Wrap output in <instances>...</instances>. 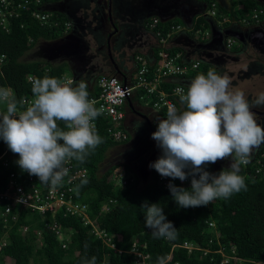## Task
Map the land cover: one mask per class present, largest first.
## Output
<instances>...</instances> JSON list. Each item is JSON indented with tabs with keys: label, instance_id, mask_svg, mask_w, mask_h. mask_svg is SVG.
I'll use <instances>...</instances> for the list:
<instances>
[{
	"label": "trees",
	"instance_id": "16d2710c",
	"mask_svg": "<svg viewBox=\"0 0 264 264\" xmlns=\"http://www.w3.org/2000/svg\"><path fill=\"white\" fill-rule=\"evenodd\" d=\"M205 1L208 9H213L212 4L215 1ZM243 1L246 0L231 2L229 12L219 8L218 16L239 23L243 19L254 24L252 16L257 6H252L250 1ZM46 2L48 0H45ZM215 5L217 8L218 5ZM263 9L261 6L257 10ZM33 10L34 6L30 7V11L21 13L18 19H13L8 33L0 30V54H4L7 61L0 70V87L12 89L17 101L23 97L34 98L28 77H55L62 82L66 74L64 63L22 60L40 40L60 39L63 36V24L68 21L64 14L55 13L54 18L60 23L59 28L41 26L32 18ZM259 19L262 20V15ZM174 23L169 21L158 24L155 31H160L165 37L170 28L177 25ZM208 27L209 22L199 17L191 33L199 30L203 33ZM232 51L237 52V49ZM169 52L172 55L179 53L177 49H171ZM154 54L157 55V52ZM209 68L208 65L201 64L199 71L189 73L185 79L193 80L198 74L206 75ZM100 76L102 74L93 76L92 79ZM108 76L121 80L123 74L113 72ZM175 85L176 82L166 80L161 88L170 92ZM87 91L88 99L99 95L97 87L93 90L87 87ZM142 95L143 91H137L130 101V106H134V103L141 105ZM0 107L5 105L0 102ZM125 108L126 111L130 109L129 106ZM185 108L186 105L183 110ZM160 114L161 117L165 116L164 113ZM95 122L103 143L97 146L83 163L71 160L76 168L87 170L84 179L87 183L77 182L72 196L74 200L87 205L86 214L90 223H86L82 216L65 214L64 207L40 215L37 211L15 206L9 215V219L11 215L17 217L15 222L4 224L0 220V236L7 242V246L1 251L0 264H83L93 256L96 257V264H137L140 259L136 253L144 257V264H157L158 257H165L166 264H223V257L218 252L221 247L226 255L233 254L237 258L227 264H264V176H254V170L259 166L257 160L264 165V157H260L264 154V148H260L255 159L250 160L246 167H240L239 174L245 179L246 190L234 193L227 199H216L207 206L185 209L175 203L170 191H164L160 187L158 173L152 168L149 181L142 188L137 177L131 173L129 165L113 166L101 172V165L109 158L108 153L124 147L130 135L122 124L120 129L127 135V140L114 141L107 133L109 123L99 116ZM58 126L67 130L62 121ZM152 129L156 131V127L152 126ZM4 148V142L0 139V153ZM13 156L8 169L0 168V193L5 190L9 172H18L20 169L16 163L18 154L13 153ZM206 166L208 172L213 175L223 169H214L209 164ZM122 170L130 174L124 175ZM119 176L127 179L126 185H117ZM184 189L191 190V187ZM145 201L149 204H159L163 208L166 221L171 222L177 229L174 240L154 238L151 229L145 227L146 210L141 209ZM4 206L5 202L0 200V212ZM106 207L108 211H103ZM209 223H212L213 227H210ZM53 225H56L62 241L51 229ZM93 226L104 234V238H98L95 232H92ZM186 244L194 246L193 249L189 251L185 247ZM196 246L199 249H195Z\"/></svg>",
	"mask_w": 264,
	"mask_h": 264
},
{
	"label": "clouds",
	"instance_id": "9594fccd",
	"mask_svg": "<svg viewBox=\"0 0 264 264\" xmlns=\"http://www.w3.org/2000/svg\"><path fill=\"white\" fill-rule=\"evenodd\" d=\"M215 4H212L210 12L214 11L218 18L208 13L199 16L214 19L218 23L215 25L217 29L219 24L226 28L231 22H237L219 17ZM262 11L263 19L264 9ZM223 19L225 21L221 23ZM159 21V24L169 22ZM67 22L71 24L70 30L61 38L72 32L73 23L69 19ZM258 23L243 24L259 30L260 25L255 26ZM208 29L206 32L209 37ZM201 33L199 30L196 34ZM29 80L34 99L22 111L18 110V104H28V101H17L12 89L0 87V102L6 103V112L0 116V139L12 153L18 154L16 163L22 171L38 177L42 184L57 187L68 175L69 170L65 167L68 162L75 159L83 163L103 143L93 123L100 112L94 106V101L88 99L87 84L74 81L75 75L73 81L68 83L48 76L42 79L30 76ZM177 92L181 93L180 103L186 105V108L179 111L172 105L168 109L167 118L158 122L157 130L151 134V138L156 141L162 155L149 167L161 177L180 181L192 177L191 190L178 188L171 183L167 186L175 203L185 209L207 206L216 199H227L234 193L246 190L245 179L239 174L240 167L255 159L260 148H264V126L258 123L257 115L251 110L253 106L264 105V93L255 105L250 104L243 92L231 88L230 77L218 73L215 66L210 67L206 75H196L188 85L186 94L183 88H178ZM127 106L130 108L128 110L135 109L130 106V102ZM58 121H62L67 130L61 129ZM253 149L255 152L251 156ZM229 157L232 163L228 169H222L216 175L205 170L206 165ZM86 183L87 180H82V184ZM141 209L146 210L145 227L151 229L154 238H176L177 229L166 221L159 204L145 201ZM136 255L140 259L139 263L144 264V257ZM83 264H96V257L85 260ZM157 264H166V258L158 257Z\"/></svg>",
	"mask_w": 264,
	"mask_h": 264
},
{
	"label": "built area",
	"instance_id": "2783aa9c",
	"mask_svg": "<svg viewBox=\"0 0 264 264\" xmlns=\"http://www.w3.org/2000/svg\"><path fill=\"white\" fill-rule=\"evenodd\" d=\"M63 1L64 0H48V2L45 3V0H0V30L8 33L13 19H18L21 13L23 14L24 12L30 11V7L32 6L35 7V10L31 11V16L41 26L59 28L60 23L55 20L54 13L43 10L42 8L45 5ZM262 14V10L254 9L252 19L258 23ZM210 15L215 16V12L211 11ZM223 21L225 20L223 19L221 23H223ZM159 23L160 21L156 18L149 23V28L155 35L154 39L156 41L158 40L154 46L155 51L157 52V58H155L150 64L141 53L135 55V73L130 81H121L115 76L108 75L98 77L96 87L99 91V95L96 98L89 99L94 101V106L100 112L99 117L109 123L107 133L114 141L120 142L127 140V135L120 129V127L125 119V107H127L128 103L133 99L137 91H143V95L140 96V101H142V103L144 102L146 106H150L157 113H164L166 119L170 106L175 105L178 110L179 108L184 109V105L180 103L179 99L181 93L177 92V89L183 88L184 93L186 94L188 85L183 83L185 77L189 73L199 71L202 64L201 61L185 64L181 60L180 53L172 55L169 50H164L162 47V45H164L163 43L173 37L176 31L181 28L172 26L168 34L163 37L160 31H155V28ZM244 23L250 24L249 22H246V20ZM63 26V34H67L70 30L71 24L66 21ZM161 43L162 45L160 46ZM232 44V39L226 40L225 45L227 49L231 48ZM6 62V56L0 54V70ZM166 80L174 81L177 84L170 92H166L161 88L162 83ZM69 81H73V78L65 77L63 78L62 83H68ZM28 82L31 84L29 77ZM23 99H26L28 104H18V110L20 111L25 110L34 98L23 97L21 100ZM1 103L4 104L5 107H0V116L6 112V103ZM59 122L61 121H58L57 123ZM93 123L96 127L95 120ZM4 144V151L0 153V168L6 170L9 168L10 160H12L14 156L8 149L7 144L5 142ZM260 157H264V154H261ZM257 164L259 166L255 168L254 176L259 174H263L264 176V165L260 160H257ZM241 166L246 167V165ZM65 167L69 170L68 175L64 177L61 185L57 187L42 184L38 177L29 175L21 169H19L18 172H9L5 190L0 193V200L5 202L4 209L0 212V220L4 224L15 222L17 220L16 216L11 215V218L9 219V215L15 206L37 211L40 215L52 213L56 208L64 207L65 214L82 216L83 219L86 220V223H90L86 214L87 205L81 204L73 198L75 190L74 186L77 182L86 178L87 170L76 168L72 161L68 162ZM205 170L208 171L207 166H205ZM185 171L187 172L188 169H185ZM196 178L198 179L199 177L197 176ZM191 179L192 177L189 176L186 180L180 181L179 179L161 177L158 174V183L164 191H169L167 186L170 183L178 188L191 187ZM130 182H132V180H130ZM118 184L123 186L126 185L127 179L119 176L117 179V185ZM103 211H108V207L104 208ZM209 226L213 227V224L209 223ZM51 229L57 233L60 241H62V236L59 234L56 225H53ZM23 230L25 231L26 229L24 228ZM92 232H95L98 238H104V234L94 226ZM6 246L7 242L3 240V236H0V257L2 254L1 251ZM185 247L191 251L194 246L186 244ZM195 249L199 248L196 246ZM223 251V247L218 251L223 257V264H227L230 260H237L233 254L226 255Z\"/></svg>",
	"mask_w": 264,
	"mask_h": 264
},
{
	"label": "crops",
	"instance_id": "0c3cea01",
	"mask_svg": "<svg viewBox=\"0 0 264 264\" xmlns=\"http://www.w3.org/2000/svg\"><path fill=\"white\" fill-rule=\"evenodd\" d=\"M214 1L220 7V9H222L223 11L229 12L231 8V7L229 8V6L232 5L230 0H214ZM82 2H86V0H65L62 3H54L52 5H45L42 8L43 10H48V11L55 10L58 13L64 14L70 21H72L75 27V31L78 34H80L83 38L84 46L77 44V43H73V40L70 39L71 37H74V35H72V32H73L72 30V32L69 35L57 41L58 46H62V45L72 46L71 51L67 52V54L70 55L69 56L70 59L69 61L64 63L66 65L65 76L68 73H70V70H71L75 75L76 82L84 81L87 84L88 89L93 90L96 87V80L98 78V77L95 79L89 78V73L92 71L91 69L93 67L97 66L96 68L99 71V73L97 74L99 75L101 74L109 75L113 72L118 73V70H119V72L123 74V77L120 78L121 81H125V80L130 81L133 75V72H134V66H135L134 56L135 55H139L141 53V55L150 64L153 62L155 58H157V56L153 54L155 52L154 45L156 44L155 43L156 40L152 39L153 40L152 42L150 39L147 40V39L140 37L139 38L140 40L138 39V41H136L139 45V48H137V51L133 52L132 61L130 62L129 56H127L128 54H130L128 53L129 48H125L124 45L122 47L119 46L120 48L117 50L113 48L114 44L117 45L115 41L117 40V37L119 36L118 33L120 29L118 28V33H117L118 35L116 34V36L115 35L112 36L109 40L110 48L113 50L111 51V53L113 52L114 54L116 50V53L114 54V56L124 53L125 55L123 56L125 57H122L121 62L116 65L118 69H115L116 67L114 68L113 65L108 64L107 61L103 58L102 53H100L99 55L96 54L97 52L96 48L98 47L99 44L101 45L102 39H104V41L105 40L108 41V36L111 33H113V32H109L110 27L108 26L109 25L108 20L110 21V18H109L110 16L108 12L109 1H108V4L106 3L105 7L100 10V13L98 11H95L97 7L96 3H93V1H90L88 3V5H90V9H89L90 13H87L88 18L85 17L84 10H82V8H84L83 6H81ZM69 3H80V5H78V8H76V11H74L72 15L67 13L68 12L67 5H69ZM113 4L114 2L111 0L112 11L114 8ZM225 7H228L229 10H227ZM102 12H103L105 21L103 23L104 25L103 31L100 33L101 35H97L96 38L95 37L90 38V37L85 36L87 35L85 34V32L83 34V29L85 28V26H87V24L96 25V21H97L96 18L102 15L101 14ZM199 17L201 16L198 15L196 19H198ZM196 19L195 18L192 19L190 23L188 22L186 24L184 28L185 30L181 31L178 34H175L173 37L166 40L163 43L164 45H162L161 43L160 46L162 45L164 50L177 49L180 53L182 62L185 64H188L190 62H195V61H201L203 59L204 61L203 64H206L209 67L215 66L216 71L218 73L227 74L230 77L231 88L233 90H238V91L243 92L245 95V98L249 101V103L252 105H255V102L257 101V99L260 97L262 93H264V52H263L264 44L258 45L262 50H259L258 48L251 47V46L246 48L245 45L242 46L240 44L241 46L240 50L236 48L237 52L236 51L233 52L232 49H229L226 54L222 55L221 59H218L217 57V54H219V52H216L217 49L211 50L209 52L210 56L209 55H206L203 57L197 56L195 53L196 51L195 46L199 45V43L200 42L202 43L204 40L202 39L198 40V38L196 39L191 35V31H192L194 23L196 22ZM205 19L209 21V23L211 22L214 26L218 25V23H216L214 19H210V18H205ZM111 24L115 28L120 27L117 24H120V25L124 24V20L114 18L112 21H110V25ZM260 27L261 28L259 29V31L262 32L261 33L262 35L259 37L263 38L264 18L261 20ZM222 28H225V26L219 24L218 29H222ZM226 28H228L231 32H233V34H236V35H238V33H243V35H245L247 32V31H243L244 28L241 27L240 24H238L237 22H231V24ZM78 34L76 38H81L80 36H78ZM86 40L87 41L89 40L90 44H88ZM122 43L124 42H121L120 44ZM232 47H233V44H232ZM250 51L252 52V54L249 53ZM260 60L262 62H260ZM255 62H260L262 63L263 66L259 67L260 64H258V66H253ZM87 79H91L92 82L89 83ZM191 81L192 79H188V80L185 79L183 83L186 85H189ZM252 109L264 111V105L253 106ZM179 111H183V109L179 108ZM151 113L153 115L151 117H148L142 113L141 114L147 118L146 120L145 119L144 120L148 121L153 126L154 119L155 117H157V113L154 111H152ZM257 121L262 126H264V117H257ZM255 149H253L251 156H253ZM231 163H232V160H231V157H229L228 159L218 160L215 164H209V165L217 169H221V168L228 169Z\"/></svg>",
	"mask_w": 264,
	"mask_h": 264
},
{
	"label": "flooded vegetation",
	"instance_id": "af4514ba",
	"mask_svg": "<svg viewBox=\"0 0 264 264\" xmlns=\"http://www.w3.org/2000/svg\"><path fill=\"white\" fill-rule=\"evenodd\" d=\"M90 1H93V3H96L97 7L95 11H98L99 13H100V10L105 7L106 3L108 4V0H86V2L81 3V6L87 7ZM112 1L114 2L113 4L114 8H113V11L112 9L110 10L111 14L109 18H111L112 20L114 18L124 20V24L122 25L117 24L118 26H120L119 27L120 31L118 33L119 36L117 37V40L115 41L117 45L114 44L113 48L117 50L123 45L125 48H129L128 51L130 50V54H128L127 56H129L130 62L132 61L133 52L137 51V48H139V45L136 41H138L140 37L147 39V40L150 39L153 42L152 39H154L155 35L153 34L152 30L149 28V23L154 18L159 19V20H166V21L178 19V20H181L183 24L186 26L188 22L190 23L192 19L194 18L196 19L198 15L202 13H204L205 15L208 10L207 3L201 0H184L183 2H180V0H112ZM255 1H257L258 4H261V6L264 7V0H255ZM78 5H80V3H69V5H67V9H68L67 13L72 15L73 12L76 11V8H78ZM225 8L228 9V7H225ZM101 14L102 15L96 18L97 19L96 25L87 24V26H85V28L83 29V34L85 32V34H87L88 36L95 37V38L97 35H101L100 33L103 31V26H104L103 23L105 21L103 12ZM110 21L108 20V24H109L108 26L110 27L109 32H113L115 27L112 26V24L110 25ZM257 25H260V23L255 24V26ZM246 26H247V30L245 28L243 30V31H247L246 34L243 35V33H238V35L244 39L245 46L246 48H248L251 46V45H248L251 42V38H250L251 34L259 30L258 28H255V27L252 28L249 25H246ZM72 30H73L74 37H71L70 39L73 40V43H77V44L84 46L83 38H76L78 33L75 31V27L73 24H72ZM183 30H184V27H183ZM220 32H228V33L233 34V32H231L228 28H222L220 29ZM78 36H80V34H78ZM121 42H124V43L120 44ZM109 46H110V42L106 40L104 41V39H102L101 45L99 44L98 47L96 48V51H97L96 54L99 55L100 53H102L103 58L107 61V63L113 65L115 68L116 65L121 62V58L125 57L123 56L125 54L123 53V54H118L117 56H114V54L116 53V50L114 54L113 52L109 54V50H108ZM68 47H72V46H68ZM211 48L215 50L217 49V51H219V54H217V57L218 59H221L222 55L224 54L220 52L222 51V47L220 43L213 42L211 45ZM54 51L63 52L64 48L56 47ZM111 51L113 50L111 49ZM112 60L114 63L112 62ZM96 67L97 66L91 69L92 70L90 72L91 74L99 73ZM115 69H118V68L116 67ZM137 114H141V113H137ZM137 114L135 115L140 119L141 126H139V128L136 126L134 129L139 130V134L141 136L144 134L147 138L145 140H149V143L155 144L156 146L155 156H158V157L161 156L162 155L161 149L157 146L156 141H154L151 138V134L153 132H152V129H150L148 121H145L143 118H141Z\"/></svg>",
	"mask_w": 264,
	"mask_h": 264
},
{
	"label": "rangeland",
	"instance_id": "374dc122",
	"mask_svg": "<svg viewBox=\"0 0 264 264\" xmlns=\"http://www.w3.org/2000/svg\"><path fill=\"white\" fill-rule=\"evenodd\" d=\"M183 1L184 0H180V2H183ZM201 1H204L205 3L207 2L205 0H201ZM230 1L239 2L241 0H230ZM246 1H250L252 3V6H257L256 9H260L261 7L260 5H257L258 2L255 0H246ZM246 1H243V2H246ZM219 8L220 7L218 6L217 10ZM239 8L240 7H237V9ZM207 13L210 14L209 9L207 10ZM215 18H218V17L215 16ZM172 21L175 22L174 24H177L181 28L184 27V24L181 20L173 19ZM240 23H241L240 26L247 30V26L243 24L244 23L243 19L240 20ZM254 23L256 22L254 21ZM180 30L176 31L175 34L180 33L181 32ZM195 33L193 32L191 33V35H194V38L208 41V35L206 31L203 33V35H199ZM87 43L90 44V41L88 40ZM56 47H60V46H58V44H56L55 41L40 40L31 51L25 54L22 60L24 61L46 60L51 64L65 63L69 61L70 57H69V54H67V51L66 50H64L65 52L64 51L63 52L54 51ZM234 48H238L240 50L241 49L240 43L234 42L233 47L231 49L233 50ZM128 53L130 52L128 51ZM249 53L252 54L251 51ZM260 62H255L253 66H258V64H260L259 67L263 66L262 63ZM67 75L70 78H73L74 73L70 70V73H68ZM92 77H93V74L90 73L89 78L92 79ZM91 79H87V81L90 83L92 82ZM134 106H135V109H133L134 111L133 110L126 111L125 119L123 121V127L128 132L131 139L128 141V143L124 147L113 149L108 153L109 158L104 162L103 165H101V172H105L108 168L113 167V166L116 167L120 165H129L131 168L130 169L131 173H134L135 177H137L140 183V187L142 188L149 181L148 180L150 177L149 165L154 163L157 160L158 156H155V153H156L155 144L149 143V140H145L147 138L144 134L141 136L139 134V130L134 129L136 126L138 128L139 126H141V121L135 114L142 113L148 117H151L153 116L151 112L152 111L156 112V111L152 109L150 106H146L144 102L141 105L134 103ZM163 119H165V116L163 115L161 117V114L157 113V117H155L154 125H153L154 128L156 127V130H157L158 122ZM122 173L124 175L130 174V173H126L125 171H123ZM137 264H142V263L137 262Z\"/></svg>",
	"mask_w": 264,
	"mask_h": 264
},
{
	"label": "water",
	"instance_id": "95a60500",
	"mask_svg": "<svg viewBox=\"0 0 264 264\" xmlns=\"http://www.w3.org/2000/svg\"><path fill=\"white\" fill-rule=\"evenodd\" d=\"M109 1V7H108V12H109V16L111 14V0H108ZM90 5H88L87 7H84L82 8V10H84V14H85V17L88 18V15L87 13H90ZM55 11V10H53ZM110 20L112 21V19L110 18ZM165 21V20H162V22ZM258 32V33H257ZM253 34H251L250 38H251V42L249 43V45H251V47H256L258 48L259 50H262L258 45H263L264 44V36L263 38L259 37L261 36L262 32L260 31H257ZM118 33V29H115L113 31V33H111L109 36H108V40H110V38L117 34ZM209 37H208V41H203L202 43L200 42L199 45H196L195 46V53L197 56H206V55H209L210 56V51L213 50L211 48V45L213 42H218L220 43L221 47H222V54H226L228 49L226 48L225 46V40L228 39V38H232L234 40V42H237V43H240L242 46L245 45V42L244 40L242 39L241 36L239 35H236V34H231V33H228V32H220L216 26H214L211 22L209 23ZM258 46V47H257ZM60 48H64V50H66L67 52L70 51L72 49V47H68L67 45H62L60 46ZM108 50H109V54L111 53V48L110 46L108 47ZM216 52H219L216 50ZM202 62L203 59L201 60ZM113 62V60H112ZM114 63V62H113ZM121 72H119L118 70V74H120ZM252 111L257 115V117H264V111H259L257 109H252ZM137 114V113H136ZM138 116H140L141 118L143 119H147L146 117H144L142 114H137ZM149 123V122H148ZM149 126H150V129H152L151 127V124L149 123ZM152 132H155L153 129H152Z\"/></svg>",
	"mask_w": 264,
	"mask_h": 264
}]
</instances>
